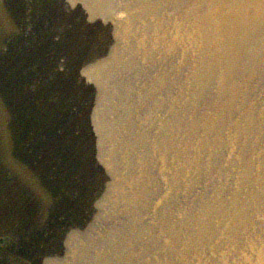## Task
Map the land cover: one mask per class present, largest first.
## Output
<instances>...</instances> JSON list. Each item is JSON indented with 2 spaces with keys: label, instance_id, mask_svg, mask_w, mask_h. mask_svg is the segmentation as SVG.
Wrapping results in <instances>:
<instances>
[{
  "label": "rangeland",
  "instance_id": "374dc122",
  "mask_svg": "<svg viewBox=\"0 0 264 264\" xmlns=\"http://www.w3.org/2000/svg\"><path fill=\"white\" fill-rule=\"evenodd\" d=\"M0 264H264V0H0Z\"/></svg>",
  "mask_w": 264,
  "mask_h": 264
},
{
  "label": "bare ground",
  "instance_id": "6f19581e",
  "mask_svg": "<svg viewBox=\"0 0 264 264\" xmlns=\"http://www.w3.org/2000/svg\"><path fill=\"white\" fill-rule=\"evenodd\" d=\"M217 13V15H216V20L218 21V22H220L221 20H222V18L219 16V14H218V12H216ZM121 15H124V14H121ZM222 23V22H221Z\"/></svg>",
  "mask_w": 264,
  "mask_h": 264
}]
</instances>
